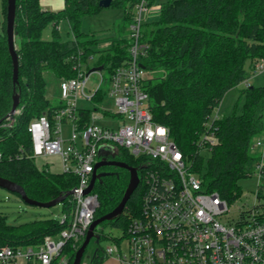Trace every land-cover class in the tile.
<instances>
[{
	"label": "trees",
	"instance_id": "trees-1",
	"mask_svg": "<svg viewBox=\"0 0 264 264\" xmlns=\"http://www.w3.org/2000/svg\"><path fill=\"white\" fill-rule=\"evenodd\" d=\"M98 1L63 0V7L53 11L42 9L40 0H15L13 38L17 79L13 82L5 32L7 1L0 0V176L20 185L26 196L34 200H51L77 184L73 175L35 165L28 156L30 139L26 127L33 117L60 106L45 96L43 71H51L58 79L71 77L75 74L76 56L88 68L96 39L79 26L83 16L103 8ZM135 1L111 0L109 6L121 8L128 24ZM159 4L156 18L144 21L141 30L142 41L147 44L141 64L155 72L143 83L149 112L154 122L167 127L191 171L200 177L202 188L216 191L229 203L240 193L237 180L249 175L258 159L249 152V145L252 137L262 130L264 84H247L240 92L243 101L239 113L234 107L214 121L218 141L209 148L207 156L200 153L197 141L203 122L226 90L248 79L253 64L264 58V0H164ZM62 19L71 34L65 39H60L57 27ZM50 23L51 36L44 39L42 31ZM98 52L94 67L106 68L109 74L127 62L128 39H112L109 48ZM14 93H18L16 107L20 112L11 126L6 127L2 123L11 110ZM88 110L83 108L79 112L85 115ZM105 156L136 167L139 182L123 211L94 228L95 246L87 264H101L106 258L104 247L100 246L103 236L100 226L110 224L124 233L130 220L138 215L145 191L142 172L146 164L141 159L121 148ZM97 172L102 174L92 187L98 199L94 218L117 205L129 180V171L123 167L104 165ZM13 193L20 198L18 193ZM60 203L61 213L67 219L73 210L71 195ZM263 216L261 213L260 217ZM65 222L42 218L10 224L0 210V246L36 247L44 235L57 233ZM82 239L64 244L61 254L67 257V264H71ZM57 260L58 257L54 262Z\"/></svg>",
	"mask_w": 264,
	"mask_h": 264
},
{
	"label": "built area",
	"instance_id": "built-area-1",
	"mask_svg": "<svg viewBox=\"0 0 264 264\" xmlns=\"http://www.w3.org/2000/svg\"><path fill=\"white\" fill-rule=\"evenodd\" d=\"M159 10L158 3L135 1L128 23V59L108 74L106 89L102 88L101 69L87 70L76 56L75 74L59 79L60 106L27 124L28 156H57L59 171L76 178L71 194L73 210L67 219L61 213L58 220H66L64 227L44 235L36 247L0 246V264H67V257L61 254L64 244L84 237L98 207L92 189L87 193L83 189L94 163L107 159L105 155L115 148L146 164L142 172L145 191L138 215L116 238L123 245H106V257L113 256L119 264H264V216L260 217L264 210L254 207L240 211L236 219L228 218L229 203L216 191L202 188L200 177L191 171L167 127L152 120L143 87L151 71L141 64L147 48L141 30L145 19ZM91 72L99 75L97 82L89 79ZM257 73H264V58L253 64L250 74ZM105 95L111 98L113 108L101 106ZM78 100L91 105L79 106ZM83 108L89 109L85 115L79 112ZM19 112L16 107L2 125L11 126ZM218 117L215 110L203 122L199 150L208 151L217 143L214 121ZM249 147L260 148L252 171L263 179L256 184L255 196L264 199V138L251 141Z\"/></svg>",
	"mask_w": 264,
	"mask_h": 264
},
{
	"label": "rangeland",
	"instance_id": "rangeland-1",
	"mask_svg": "<svg viewBox=\"0 0 264 264\" xmlns=\"http://www.w3.org/2000/svg\"><path fill=\"white\" fill-rule=\"evenodd\" d=\"M63 3V0H61ZM164 0H153L152 3H160ZM41 5H43V0H41ZM0 11V19H1ZM58 29L60 39H65L70 37L67 22L62 19L59 21ZM80 30L88 34L99 37V41L94 47V52H92L91 58L88 59V68L87 70L93 68L98 58L99 50L102 49L107 43H110L111 39H116L119 37H127L128 34V24L123 19V10L121 8H116L112 6H107L101 8L97 13L85 15L80 20ZM51 23L44 27L42 31V37L44 39H49L51 36ZM96 39V38H95ZM17 40V39H16ZM104 80L102 82V88H107L106 80H108V72L106 68L100 70ZM155 73L151 72L150 75ZM43 77L45 80V96L50 100L52 104H57L59 102V79L49 70L43 71ZM89 79L97 82L99 80V75L96 72H91ZM247 84L249 85H263L264 84V73L250 74L247 79ZM246 82H240L236 86H233L226 90L223 94L219 104L214 107L213 112L216 110L219 116L228 114L234 108L236 113H239L241 104L243 101V96L241 95V90L246 86ZM79 106L89 107L91 104L84 102L82 100L77 101ZM101 106L105 108H113V103L111 98L107 95L103 97L101 101ZM96 123L101 124L100 121ZM65 134L68 133L66 127L63 128ZM264 138V112L262 116V130L254 135L251 141L256 139ZM259 147H249V152L252 155H257ZM204 156L208 155V151H200ZM34 163L38 167L47 168L49 171H59V164L57 159L54 157H43L34 159ZM263 179L257 176V172L254 170L249 175L243 176L237 180V183L240 188V193L237 198L229 202L227 213L228 218L236 219L240 211H246L257 208L259 211L264 210V199L257 198L255 196L256 184L262 182ZM0 210L6 215V222L10 224H20L28 222L34 219L42 218H52L58 219L61 215V203H57L50 207H40V206H31L26 204L22 199H20L16 194L11 191H8L0 187ZM101 232L103 236L100 239V246L105 247L111 243H119L118 246H122V240L115 241L112 238H117L121 235L122 231L119 227H114L110 224L101 225ZM76 243V242H74ZM95 246V242L91 239L86 246V250L82 256V263H88L90 255ZM24 264L23 261L19 262Z\"/></svg>",
	"mask_w": 264,
	"mask_h": 264
},
{
	"label": "water",
	"instance_id": "water-1",
	"mask_svg": "<svg viewBox=\"0 0 264 264\" xmlns=\"http://www.w3.org/2000/svg\"><path fill=\"white\" fill-rule=\"evenodd\" d=\"M6 15H5V32H6V39H7V46H8V51L12 60V79L13 82H16L17 79V55L15 52V46H14V38H13V22H14V15H15V0H6ZM111 0H99L98 4L100 7H107L110 5ZM95 69H101V67H93L89 69L90 71H93ZM18 103V93H14L12 96V106L11 110L9 113H12L15 107L17 106ZM104 165H112V166H119L126 168L129 171V180L127 183V186L124 190V193L120 199V201L117 203V205L107 213L95 217L91 220V222L88 225V228L86 230V233L76 249L72 262L71 264H80L82 256L84 254L85 248L88 245L89 241L93 238L94 236V228L101 222L110 220L111 218L119 215L125 206V203L127 199L129 198L130 194L134 190V188L137 186L139 182V177L137 174V168L134 166H130L127 163L119 160H109V159H99L97 160L94 165H93V170L91 172L90 180L85 189H83V193H87L91 191L93 184L95 180L101 176V172H97V169L100 166ZM0 187L4 188L8 191L18 193L20 198L28 205L31 206H40V207H50L52 205H55L57 203H60L66 196L71 195L74 191L73 188L67 190L61 195L56 196L55 198L48 200V201H38L29 198L26 196L24 190L20 185L15 183L12 180H9L7 178L1 177L0 176Z\"/></svg>",
	"mask_w": 264,
	"mask_h": 264
},
{
	"label": "crops",
	"instance_id": "crops-1",
	"mask_svg": "<svg viewBox=\"0 0 264 264\" xmlns=\"http://www.w3.org/2000/svg\"><path fill=\"white\" fill-rule=\"evenodd\" d=\"M40 7L42 8V9H47V10H53V11H55V10H59V9H61L62 7H63V3H62V1L61 0H43V5H41V0H40ZM156 16H157V14H153V15H150V16H148L146 19H145V22L146 21H149V20H152V19H154V18H156ZM68 25V24H67ZM58 27V29H59V25L57 26ZM68 29H69V26H68ZM94 36V35H93ZM96 38V41H95V43H94V45H92V47L94 48H96V44L98 43V41H99V37H95ZM112 40V39H111ZM111 40H110V43H107L102 49H100V50H103V49H107V48H109L110 47V44H111ZM257 151H258V154L260 153V150L259 149H257ZM257 154V155H258ZM256 155V156H257ZM253 156H255V155H253ZM51 157H54V158H56L57 159V163L59 164V161H58V158H57V156H51ZM56 172V171H55ZM85 264H87V263H85ZM101 264H119L118 262H117V260L113 257V256H108V257H106L103 261H102V263Z\"/></svg>",
	"mask_w": 264,
	"mask_h": 264
}]
</instances>
